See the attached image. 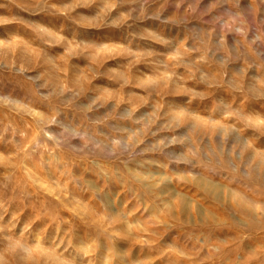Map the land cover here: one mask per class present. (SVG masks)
Listing matches in <instances>:
<instances>
[{
    "label": "rangeland",
    "instance_id": "obj_1",
    "mask_svg": "<svg viewBox=\"0 0 264 264\" xmlns=\"http://www.w3.org/2000/svg\"><path fill=\"white\" fill-rule=\"evenodd\" d=\"M0 264H264V0H0Z\"/></svg>",
    "mask_w": 264,
    "mask_h": 264
},
{
    "label": "bare ground",
    "instance_id": "obj_2",
    "mask_svg": "<svg viewBox=\"0 0 264 264\" xmlns=\"http://www.w3.org/2000/svg\"><path fill=\"white\" fill-rule=\"evenodd\" d=\"M262 162V161H261Z\"/></svg>",
    "mask_w": 264,
    "mask_h": 264
}]
</instances>
